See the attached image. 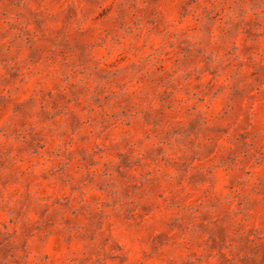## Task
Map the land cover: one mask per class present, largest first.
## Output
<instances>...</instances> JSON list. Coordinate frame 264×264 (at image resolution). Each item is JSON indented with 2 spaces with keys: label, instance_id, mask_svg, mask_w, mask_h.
I'll list each match as a JSON object with an SVG mask.
<instances>
[{
  "label": "clouds",
  "instance_id": "9594fccd",
  "mask_svg": "<svg viewBox=\"0 0 264 264\" xmlns=\"http://www.w3.org/2000/svg\"><path fill=\"white\" fill-rule=\"evenodd\" d=\"M0 264H264V0H0Z\"/></svg>",
  "mask_w": 264,
  "mask_h": 264
}]
</instances>
